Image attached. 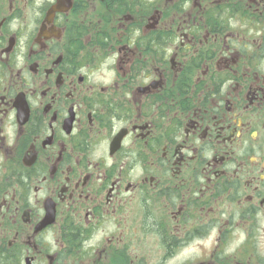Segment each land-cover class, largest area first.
Instances as JSON below:
<instances>
[{
    "label": "flooded vegetation",
    "instance_id": "1",
    "mask_svg": "<svg viewBox=\"0 0 264 264\" xmlns=\"http://www.w3.org/2000/svg\"><path fill=\"white\" fill-rule=\"evenodd\" d=\"M0 264H264V0H0Z\"/></svg>",
    "mask_w": 264,
    "mask_h": 264
}]
</instances>
